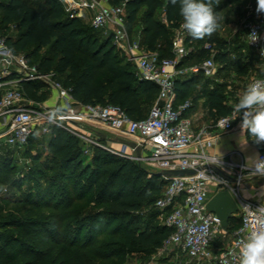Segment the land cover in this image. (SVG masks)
I'll list each match as a JSON object with an SVG mask.
<instances>
[{
  "label": "trees",
  "instance_id": "16d2710c",
  "mask_svg": "<svg viewBox=\"0 0 264 264\" xmlns=\"http://www.w3.org/2000/svg\"><path fill=\"white\" fill-rule=\"evenodd\" d=\"M111 2L118 5L122 0ZM162 7L164 22L157 17ZM0 13V35L6 38L10 49L24 54L40 71L64 77L63 85L71 89L80 104L117 105L133 120L149 116L159 87L137 76L135 65L114 45L111 31L105 34L94 29L87 18L70 17L58 0H47L44 7L38 0H0ZM140 15L141 47L156 52L160 60L173 59L172 40L182 25L179 4L173 5L170 0H128L126 25L133 39L137 37L133 28ZM98 33L104 36L100 38ZM206 43L211 45L213 54L204 48ZM185 44L191 50L177 68L200 64L212 56L218 68L213 78L200 72L174 79L176 103L204 96L209 115L216 122L232 111L227 83L217 82L210 88L217 72H248L249 62L242 59L247 60L254 53L237 38L227 40L212 35L197 40L186 33ZM20 87L31 99L45 101L48 97L41 91L44 85L40 82H22ZM99 140L106 142L101 137ZM29 145L38 151L36 155L29 152L30 159L43 168L37 173L39 181L30 186L25 196L5 199L14 210L4 215L5 206L0 207V264H113L110 259L131 253H156L171 234L155 207L167 180L145 165L101 147L88 146L55 126L45 134L35 131L24 146ZM3 146L23 147L0 143V148ZM85 157L90 160L85 162ZM15 170L12 159L3 155L0 177L11 176ZM22 181L16 180L14 187L21 190ZM24 181H29L28 177ZM77 202L97 210L64 212L73 209ZM20 205L58 211L65 221L61 228H65L67 238H62L58 225L50 224L40 214L16 213L15 207ZM240 225V217L234 216L226 230L233 234ZM104 234L109 235V242L94 246ZM222 245L216 241V246Z\"/></svg>",
  "mask_w": 264,
  "mask_h": 264
},
{
  "label": "built area",
  "instance_id": "2783aa9c",
  "mask_svg": "<svg viewBox=\"0 0 264 264\" xmlns=\"http://www.w3.org/2000/svg\"><path fill=\"white\" fill-rule=\"evenodd\" d=\"M58 1L70 17L87 18L94 29L105 34L111 31L114 45L135 65L137 76L158 85L157 99L149 116L143 120L129 118L117 105L80 104L71 89L57 80L55 72L40 71L24 54L14 53L6 38L0 35V138L11 147L24 146L35 131L45 134L55 126L80 138L88 146L105 148L100 137L88 127L91 122H98L112 132L135 139L141 150L137 156L134 148L121 144L113 151L115 155L158 171L194 170L192 175L165 178L166 187L155 207L161 212V223L172 232L156 254L161 256L176 249L188 258L186 264H239V249L243 242L253 232L264 228V205L240 194L246 174L256 172L246 168L243 161L235 162L233 158L239 154L237 151L231 152L228 158L210 153L214 135L207 126L193 129L187 116L192 103L187 100L177 104L174 87L178 75L202 72L205 77H213L216 71L213 56L199 65L177 68L191 50L185 44L186 31L182 25L176 29L172 40L173 59L160 60L156 52L143 49L140 41L133 39L127 29L128 0H122L118 5L112 4L111 0ZM245 29L248 46L264 60L261 54L264 21H248ZM252 32L258 34V39L253 42L248 35ZM204 48L214 53L210 44H205ZM22 82H40L56 91V104L48 107L44 101L27 97L20 87ZM236 114L219 118L214 126L224 131L232 130ZM259 157L264 159V152ZM226 189L239 206L235 216L240 217L241 225L233 234H229L219 217L207 209L209 199ZM217 240L222 244L228 242L216 246Z\"/></svg>",
  "mask_w": 264,
  "mask_h": 264
},
{
  "label": "rangeland",
  "instance_id": "374dc122",
  "mask_svg": "<svg viewBox=\"0 0 264 264\" xmlns=\"http://www.w3.org/2000/svg\"><path fill=\"white\" fill-rule=\"evenodd\" d=\"M41 7H44L47 3V0H38ZM252 5L253 10L249 7ZM219 9L216 8V12L222 17L220 23L221 27L218 29L216 33L213 34V36H218L220 38L224 39H234L237 38L238 40H244L246 39V29L245 24L248 21H252L254 17V11H256V0H220L219 3ZM1 14V13H0ZM157 17L165 21L164 16V8L158 10ZM142 29V15H140L138 22L135 24L133 31L136 30V32L133 34L134 36L137 34L136 39H138L139 33ZM138 30V31H137ZM104 33H98V36L102 38ZM188 35V34H187ZM134 38V39H135ZM194 61H197L195 59ZM201 64V63H200ZM214 82V81H212ZM53 99L50 101L45 102V106H54L56 104L57 100V92L52 90ZM53 102V103H52ZM108 136L112 139L117 138V134L115 132H107ZM40 135V134H39ZM5 142V139L0 138V143ZM47 139H44V145H46ZM105 148L103 150L108 151L112 154L113 151H116L120 146L115 144L114 142L106 141L104 144ZM44 147H41V149ZM39 149V148H38ZM29 152H32L33 154H37V147L34 145L32 146H23L18 149H12L8 147H1L0 148V158L5 155L9 156L12 159L13 166L16 169L13 175L7 176L3 175L0 177V207L5 206V210L3 211L4 215H7L11 212V210H14V207H11L7 204V201L5 200L8 197L12 198H20L25 196V194L28 192L30 186L34 183L39 181L38 172L42 170L43 166L41 163H34L30 157ZM85 162L89 161L86 157L84 158ZM146 168L153 172H158L157 169H153L151 167ZM28 177L29 181H24V178ZM16 180H23L22 183V189L18 190L14 187V182ZM44 185L45 182L41 181ZM74 209L82 211V213H86L89 211L97 210V207H92L87 204H81L76 203L73 209L64 211L65 213H70ZM16 213H21L22 216H25L27 214H32L34 216H38L40 214L42 218H45L46 220H49L50 224L52 225H58L59 229L61 231V235L63 239L67 238V233L65 232V228L62 229L61 226L64 225L65 221L61 217L59 212L54 209H48V208H41L36 209L34 207L28 206V205H20L18 207H15ZM75 210V211H76ZM63 220V221H62ZM70 224L73 225V221H70ZM65 225H68L65 224ZM109 235L104 234L100 235L97 238V241L94 246H100V244H106L109 242ZM228 242V240L226 241ZM224 242L223 245H226ZM102 250V249H101ZM108 250H112V248H109ZM188 258L182 255L181 253H178V251L172 250L167 254L158 256L156 253L150 252H138V253H131L126 255L124 258H112L110 259V262L113 264H186ZM188 264H195L193 262H189Z\"/></svg>",
  "mask_w": 264,
  "mask_h": 264
},
{
  "label": "crops",
  "instance_id": "0c3cea01",
  "mask_svg": "<svg viewBox=\"0 0 264 264\" xmlns=\"http://www.w3.org/2000/svg\"><path fill=\"white\" fill-rule=\"evenodd\" d=\"M249 7L253 10L252 5H250ZM253 20L264 21V14H257V12L254 11ZM242 41L245 44H247V37ZM250 50L254 54L250 56L247 60L242 59V61L249 62L248 72L246 73L234 72V71L223 72V73L217 72V76L214 80L215 82L210 85V88H213V86L217 82L219 84L227 83V87H226L227 91L232 94L231 99L228 102V104L232 106V111L227 116H230L234 112V106L238 98L245 91L247 85L256 78H264V60L259 56L258 52H256L254 49L251 48ZM236 53H240V52L238 51ZM216 67L218 68V64L216 65ZM1 70L2 68L0 65V72ZM192 75L195 74H190L187 76H192ZM180 76L181 75L176 76L175 79ZM63 79L64 77L57 76V80L60 81L62 84H63L62 82ZM41 91H45L48 96L44 102L48 101L49 99L50 101L53 99L52 90L44 86V89H42ZM189 101H191L192 106L188 110L187 116L192 121L193 129L198 130L202 126H207L214 135V145L210 149V153L216 154L220 157L228 158V155L231 152L237 151L239 154L236 155L233 159L235 160V162L243 161V163L245 164L247 157H254L257 154L259 155L261 152H264V143L261 144L255 143L254 141H252V138L248 135L247 132L241 131V127H240L241 121L239 119L238 113L236 114V116L232 121L233 129L229 131H224L214 126L215 122L213 118L209 115V108L207 106L206 97L202 96L200 98H197L195 101H193V98H190ZM88 127L93 132L94 135L106 139L107 142L111 140L118 146L123 144L120 142V140H129L135 142L134 141L135 139L118 132H115V134H117V138L115 139L110 138L107 134V132L110 130L106 128L103 124L98 122H91L88 125ZM101 134H104L106 137H102ZM240 139H241V143L245 145L240 144ZM240 194L243 198L247 200L264 205V175L248 172L246 174V177L243 179L240 189Z\"/></svg>",
  "mask_w": 264,
  "mask_h": 264
},
{
  "label": "clouds",
  "instance_id": "9594fccd",
  "mask_svg": "<svg viewBox=\"0 0 264 264\" xmlns=\"http://www.w3.org/2000/svg\"><path fill=\"white\" fill-rule=\"evenodd\" d=\"M170 2L173 5L179 4L182 27L193 39L211 37L221 27L222 17L214 7L219 5L220 0H170ZM256 12L264 14V0H256ZM248 35L251 42L258 39L255 32ZM261 54L264 55V49ZM234 113L239 114L241 131L247 132L255 143H264V78H257L247 85L234 106ZM240 144L245 145L241 143V139ZM245 167L264 175V159L258 154L247 157ZM239 264H264V228L253 232L243 242L239 249Z\"/></svg>",
  "mask_w": 264,
  "mask_h": 264
},
{
  "label": "water",
  "instance_id": "95a60500",
  "mask_svg": "<svg viewBox=\"0 0 264 264\" xmlns=\"http://www.w3.org/2000/svg\"><path fill=\"white\" fill-rule=\"evenodd\" d=\"M101 136L106 137L104 134H101ZM120 142L131 148H134L136 155L140 156V147L137 146L135 142L129 140H120ZM194 173V170H163L154 172L155 175L163 178L186 176L192 175ZM207 209L219 217L222 227L227 228L229 225V220L239 211V206L232 193L226 189L217 192L209 199L207 203Z\"/></svg>",
  "mask_w": 264,
  "mask_h": 264
}]
</instances>
